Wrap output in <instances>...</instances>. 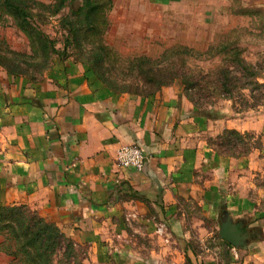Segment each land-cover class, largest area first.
<instances>
[{"label":"crops","instance_id":"0c3cea01","mask_svg":"<svg viewBox=\"0 0 264 264\" xmlns=\"http://www.w3.org/2000/svg\"><path fill=\"white\" fill-rule=\"evenodd\" d=\"M193 109L177 80L116 92L71 57L35 80L0 68V204L57 224L89 264H264V218L242 189L223 192L241 157L215 152L216 120ZM133 142L148 154L141 169L116 162ZM227 218L246 234L239 245L219 234Z\"/></svg>","mask_w":264,"mask_h":264},{"label":"trees","instance_id":"16d2710c","mask_svg":"<svg viewBox=\"0 0 264 264\" xmlns=\"http://www.w3.org/2000/svg\"><path fill=\"white\" fill-rule=\"evenodd\" d=\"M1 3L26 34L32 52L26 66L37 74L50 68L56 55L63 62L71 57L87 63L95 76L116 92L147 96L179 78L182 92L196 107L210 94L237 98L240 109L264 102V82L258 79L264 71V55L248 61L234 41H218L194 53L196 58L219 53V62L214 66L184 68L186 58L192 55L187 46L179 52L169 46L157 56L122 55L112 47L105 38L109 27L106 0H55L49 5L36 0H1ZM64 7L66 11L58 16L64 29L60 48L41 25ZM20 55L15 53L10 58L0 55V65L11 74L38 79L33 71L29 74L21 67ZM220 137L219 151L223 155L239 157L262 147L260 136L249 131L224 128ZM0 235V250L10 256V264H85L78 258L73 239L26 204H0Z\"/></svg>","mask_w":264,"mask_h":264},{"label":"rangeland","instance_id":"374dc122","mask_svg":"<svg viewBox=\"0 0 264 264\" xmlns=\"http://www.w3.org/2000/svg\"><path fill=\"white\" fill-rule=\"evenodd\" d=\"M36 1L47 5L55 2ZM106 1L109 5V27L105 38L122 55L144 53L157 56L166 47H173L175 52H179L182 47L187 46L191 49L192 55H188L183 67H196L201 64L208 68L219 62V53L207 58H196L194 53L218 41H234L240 54L248 61H256L264 55V0ZM65 11L66 7L48 16L41 25L60 48L64 29L59 23L58 16ZM15 53L21 54L19 56L21 67L32 74L34 70L32 72L31 67L26 66L32 53L29 40L18 28L13 16L3 9L0 0V55L10 58ZM56 58L58 57L54 55L53 64ZM0 68L5 69L2 65ZM48 69L41 74L36 72L33 74L39 78ZM258 79L264 82V71ZM175 80L181 82L183 88L181 79ZM193 107L195 114L216 120L213 124L219 127V132L208 136V144L217 153H220V134L224 128L249 131L256 137L260 136L262 147L239 156L242 160L238 166L240 171L228 179L229 184H226L223 192L228 194L230 191L242 189L244 198L249 202L248 207L258 212L261 219L264 218V102L253 108L240 109L237 98L210 94L199 106L193 104ZM243 161L249 164L245 165ZM239 176L242 177L237 178ZM237 181L240 182L239 185ZM134 226L140 229V224L135 223ZM129 231L136 245H140V241H146L144 233L133 231L131 227ZM214 235L219 236L217 230ZM74 243L78 258L89 264L85 259L88 256L87 248L75 241ZM9 259V256L0 250V264H10Z\"/></svg>","mask_w":264,"mask_h":264},{"label":"built area","instance_id":"2783aa9c","mask_svg":"<svg viewBox=\"0 0 264 264\" xmlns=\"http://www.w3.org/2000/svg\"><path fill=\"white\" fill-rule=\"evenodd\" d=\"M147 152L144 145L133 142L118 147L116 151V162L120 166L141 169L147 159Z\"/></svg>","mask_w":264,"mask_h":264},{"label":"water","instance_id":"95a60500","mask_svg":"<svg viewBox=\"0 0 264 264\" xmlns=\"http://www.w3.org/2000/svg\"><path fill=\"white\" fill-rule=\"evenodd\" d=\"M220 236L233 245H239L245 240V233H241L237 225L227 218L221 222L219 229Z\"/></svg>","mask_w":264,"mask_h":264}]
</instances>
